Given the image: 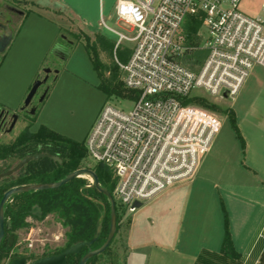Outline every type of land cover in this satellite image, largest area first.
Returning <instances> with one entry per match:
<instances>
[{"label": "built area", "instance_id": "obj_1", "mask_svg": "<svg viewBox=\"0 0 264 264\" xmlns=\"http://www.w3.org/2000/svg\"><path fill=\"white\" fill-rule=\"evenodd\" d=\"M240 1L117 0L115 15L130 30L99 22L117 35L114 52L131 42L127 60L116 62L124 85L138 96L129 99L127 111L105 104L84 146L87 156L111 170L113 193L128 213L138 208L134 202L147 203L191 179L209 150L219 120L186 98L200 96L201 90L232 99L252 67L264 68V22L245 14ZM195 14L207 32L206 55L197 70L180 60L195 48L182 31L187 16Z\"/></svg>", "mask_w": 264, "mask_h": 264}, {"label": "rangeland", "instance_id": "obj_2", "mask_svg": "<svg viewBox=\"0 0 264 264\" xmlns=\"http://www.w3.org/2000/svg\"><path fill=\"white\" fill-rule=\"evenodd\" d=\"M116 1L18 0L17 5L30 10L32 14L19 27L20 18L17 19L15 24L18 27L16 33L19 31L20 36L13 43L7 56L2 58L0 104L8 109L19 110L34 82L36 73H40L44 66L56 67L58 70L55 79L48 82L49 88L42 101H39L38 91L31 99L30 106L32 107L35 104L37 107L34 113L31 114L32 118L29 125L31 131H36L40 124H44L62 136L84 145L89 129L105 104L115 105L125 111L131 108V100L116 95H107L102 89L100 86L101 78L94 70L82 42L85 34L94 38L96 34L101 33L115 43L117 35L99 24L102 19L106 25L116 30H130V26L117 19L115 15ZM3 2L4 0H0L1 5ZM261 2L262 0H241L239 8L251 17H256L258 13V16L264 19V7ZM186 20L182 23V30ZM72 33L78 35L79 40H74L77 38ZM195 34L197 36L195 48L189 49L184 58L180 60L189 68L197 70L206 54L203 43L207 32L202 20ZM63 37L74 40L73 44L65 43ZM58 46H61L62 53L65 54L62 60L58 59L56 54ZM124 46L131 49L132 44L131 42H123L119 48ZM116 58L118 61L124 62L116 56L114 49L112 52L105 49L99 52V59L104 67L111 69L116 64L121 78L122 74ZM259 68V66L252 67L248 75L254 69ZM260 69L264 68L261 67ZM28 84L30 86L27 88ZM23 92H25V95L22 98L21 94ZM198 95L204 96L222 110L214 111L199 106L210 111L218 118L220 128L219 134L218 132L217 134L220 146L225 144L227 146L226 151H230L232 145L237 147L239 141L231 127L228 116L224 113V110L232 109L233 98L236 95L232 99H220L212 97L201 90ZM22 124L18 123L15 126L11 138L21 130ZM214 154H217V151H214ZM9 163L12 164L13 161L11 160ZM96 163L86 154L83 167L91 168ZM207 170L210 171L211 169ZM84 178L87 179V176L85 175ZM183 182L185 181H182L181 185L176 183L171 188L164 190L166 192L163 196L157 195L158 197L156 196L151 201L142 204L133 213H128L127 209L120 204L119 198L113 193L116 214L120 221L119 230L114 234L108 248L96 256L94 264H123L125 250L122 240H124L123 235L129 220L133 218L134 224L139 225L141 229L146 226L151 228L152 220L160 224L158 209L169 206V203L176 201L181 195H185L192 190L191 183ZM242 187L246 189L247 184L242 185ZM174 195H176V199H172ZM176 204L178 202L174 203V205ZM206 207L211 209L212 203H209ZM26 221L28 225L16 231V239L12 241L13 247L7 256H2L0 264H7L10 255L13 253L21 254L27 258V261H31L33 259L30 258L34 255L52 252L64 245L66 228L61 225L55 215L50 214L41 220L29 216ZM254 252H256V249ZM256 257H259V252L253 254L248 261L253 264L252 260Z\"/></svg>", "mask_w": 264, "mask_h": 264}, {"label": "crops", "instance_id": "obj_3", "mask_svg": "<svg viewBox=\"0 0 264 264\" xmlns=\"http://www.w3.org/2000/svg\"><path fill=\"white\" fill-rule=\"evenodd\" d=\"M256 17L264 22L258 13ZM19 36L18 31L5 56ZM260 68L247 76L233 98L232 109L244 148L238 140L237 147L232 145L226 151L227 146H220L218 141V129L196 173L183 182L191 183L192 190L158 209L161 223L152 220L151 228L141 229L133 218L129 220L122 240L123 264H194L203 251L218 254L224 235L223 207L241 264H251L248 260L253 254L259 252L260 256L264 247V69ZM209 203L211 209L206 207ZM252 261L256 264L259 257Z\"/></svg>", "mask_w": 264, "mask_h": 264}, {"label": "trees", "instance_id": "obj_4", "mask_svg": "<svg viewBox=\"0 0 264 264\" xmlns=\"http://www.w3.org/2000/svg\"><path fill=\"white\" fill-rule=\"evenodd\" d=\"M201 20L200 14L189 15L184 24L183 33L186 35L187 42L192 46L197 44V36L195 33L201 24ZM72 34L77 38L74 40H79L78 35ZM74 40L63 37V41L68 44H73ZM82 42L90 57L94 70L101 78L100 86L106 94L127 99L136 98L138 96L137 91L129 89L124 85L120 78L117 65L114 64L111 69H108L104 67L99 59L100 50L105 49L112 52L115 43L101 33L96 34L94 38L85 34ZM130 51L131 49L127 46L122 48L117 47L115 54L120 60L126 61ZM56 54L60 60L65 57V54L62 53L61 46L57 47ZM185 102H191L192 104L214 111H222L219 106L208 101L204 96L186 98ZM224 113L228 116L231 127L243 149L244 141L237 127L233 109L224 110ZM15 145L17 160L36 153H42L44 156L31 159L19 170L14 179H7L9 181L1 183L0 199L7 189L15 185L42 184L59 181L70 172L83 167V160L86 156L85 146L82 143L62 136L44 125H40L36 131L24 130L16 137ZM10 152V145H2L0 148V158H9ZM53 156H56L58 160L53 159ZM91 169L96 174L100 186L107 189L113 195L114 180L109 167L102 163H96L91 166ZM88 184L86 178L74 177L57 188L33 189L11 195L3 207L5 235L0 242V261L2 256H7L13 247V245H9V235H13L16 239V231L28 225L26 219L29 216H34L36 219L41 220L53 214L61 225L66 228L64 233L66 239L62 247L49 253L34 255L30 259L59 253L78 241H90L96 231L97 222L103 215L98 237L90 246L83 247L76 254H69L66 259V264H78L80 257L89 247L95 249L101 246L106 240L109 230L110 204L108 198L102 192L98 191L93 185ZM34 208H37L36 213L32 212ZM222 209L224 216V235L220 252L213 254L203 251L194 264H241V255L235 250L232 243L227 212L224 207ZM119 223L120 221L116 214L115 233L119 230ZM96 256L89 258L85 264H94L97 258ZM16 257L24 256L13 253L10 255L7 264ZM256 264H264V247L261 250L259 261Z\"/></svg>", "mask_w": 264, "mask_h": 264}, {"label": "water", "instance_id": "obj_5", "mask_svg": "<svg viewBox=\"0 0 264 264\" xmlns=\"http://www.w3.org/2000/svg\"><path fill=\"white\" fill-rule=\"evenodd\" d=\"M40 85L39 81H35L29 92L27 93L25 100L23 101L22 106L19 108V111L27 112V109L30 107L31 99L34 96V94L37 91L38 86ZM35 111L34 107H30L29 114H33ZM14 124V123H13ZM12 124V126H13ZM44 154L42 153H36L34 155H29L21 158L18 163L12 168L3 173L1 176H8L12 173L17 172L19 169H21L27 162H29L31 159H37L40 157H43ZM53 159L58 160L56 156L52 157ZM84 175H89L92 179V185L100 192H102L109 200L110 204V224H109V230L106 237V240L102 243L101 246L95 249H88L83 255L80 257L78 264H85L89 258L96 256L100 253H102L110 244L112 241L114 234H115V228H116V203L113 198V195L105 188L100 186L97 176L94 173V171L91 168L88 167H81L78 168L69 174H67L64 178H62L59 181L55 182H48V183H42V184H26V185H16L9 189H7L1 199H0V242L2 241L5 230H4V215H3V207L5 202L9 199V197L16 193L26 192L33 189H50V188H57L61 186L62 184L68 182L69 180L73 179L74 177H83ZM134 205L136 207H140L142 204L140 202H134ZM32 212L36 213L37 208H34ZM103 221V215L99 218L97 225H96V231L94 233L93 238L90 241H78L64 250H62L59 253L55 254H49L42 257L35 258L31 261H27L24 257H16L13 258L9 264H66V259L69 254H76L78 253L83 247L90 246L91 243L98 237L100 227ZM13 237H11L10 240H12Z\"/></svg>", "mask_w": 264, "mask_h": 264}, {"label": "flooded vegetation", "instance_id": "obj_6", "mask_svg": "<svg viewBox=\"0 0 264 264\" xmlns=\"http://www.w3.org/2000/svg\"><path fill=\"white\" fill-rule=\"evenodd\" d=\"M17 4H18V0H4L2 5L0 3V64L2 58L5 56L6 52L9 50V47L12 44V40L16 34V28L21 26L23 22L32 14L30 10H27L25 8L23 9ZM18 18H20V23L18 27H16L15 24ZM57 73L58 70L56 67L50 68L48 66L42 67L41 72L36 73L34 82L35 81L40 82V85L37 88L39 101H42V99L45 97L47 93V89L49 88L48 82L54 80ZM30 107L27 109V112H22L19 111L18 109H8L2 104H0V148L2 145L11 146V152L9 158H4V159L0 158V184L9 181L7 179L10 180L14 179L20 170L19 169L17 172L12 173L11 175L8 176H1L9 169H12L21 159V158L19 160L16 159L15 141H16V137L20 133H22L26 129H29V125L31 123V118H32V115L29 114ZM33 107L36 110L37 107L35 104L33 105ZM18 123H23L22 128L16 135H14L11 138L10 136L13 133L15 126ZM11 160L13 161L12 164L9 163ZM22 185H26V184H22ZM11 237H13L12 240H10ZM8 240H9V245L12 246L13 245L12 241H15V238L13 235H9ZM88 249H93V248L89 247Z\"/></svg>", "mask_w": 264, "mask_h": 264}]
</instances>
